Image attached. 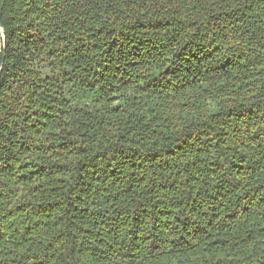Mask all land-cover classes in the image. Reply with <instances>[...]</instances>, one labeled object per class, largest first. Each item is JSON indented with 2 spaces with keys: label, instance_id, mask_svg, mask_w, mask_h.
I'll list each match as a JSON object with an SVG mask.
<instances>
[{
  "label": "trees",
  "instance_id": "16d2710c",
  "mask_svg": "<svg viewBox=\"0 0 264 264\" xmlns=\"http://www.w3.org/2000/svg\"><path fill=\"white\" fill-rule=\"evenodd\" d=\"M0 264H264V0H0Z\"/></svg>",
  "mask_w": 264,
  "mask_h": 264
}]
</instances>
